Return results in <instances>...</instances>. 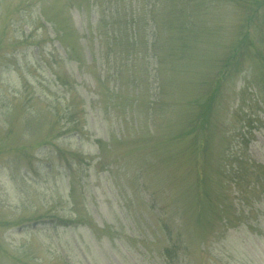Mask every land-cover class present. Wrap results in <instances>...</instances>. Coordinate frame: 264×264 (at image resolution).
<instances>
[{"label":"rangeland","instance_id":"1","mask_svg":"<svg viewBox=\"0 0 264 264\" xmlns=\"http://www.w3.org/2000/svg\"><path fill=\"white\" fill-rule=\"evenodd\" d=\"M0 264H264V0H0Z\"/></svg>","mask_w":264,"mask_h":264}]
</instances>
